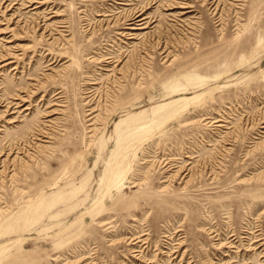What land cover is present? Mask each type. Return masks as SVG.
<instances>
[{
    "label": "rangeland",
    "instance_id": "374dc122",
    "mask_svg": "<svg viewBox=\"0 0 264 264\" xmlns=\"http://www.w3.org/2000/svg\"><path fill=\"white\" fill-rule=\"evenodd\" d=\"M113 1L53 0L74 44L64 48L40 42L43 31L29 28L22 6L0 12L4 23L15 16L11 27L18 30L7 35L14 34L15 46H35L22 51L17 75L9 69L0 79V97L17 94L27 71L51 74L42 65L45 50L61 61L56 81L30 98L33 111L12 125L0 109V145L40 123L51 136L0 176V264H143L133 248L151 264H264V248L249 247L255 235L264 239V0L236 7L222 0V26L198 0L186 25L161 20L171 12L156 4L153 39L170 26L165 35L175 59L156 54L143 80L114 89L105 76L92 134L82 99L86 73L95 69L87 59L120 37L101 31L88 42L84 14L95 22ZM13 2L0 0L4 7ZM58 104L63 114L47 118ZM220 119L226 129L216 128ZM171 160L190 169L185 179L189 171L167 179L163 164ZM232 240L239 250L229 259L217 244ZM167 243L182 244L180 253L163 257Z\"/></svg>",
    "mask_w": 264,
    "mask_h": 264
},
{
    "label": "bare ground",
    "instance_id": "6f19581e",
    "mask_svg": "<svg viewBox=\"0 0 264 264\" xmlns=\"http://www.w3.org/2000/svg\"><path fill=\"white\" fill-rule=\"evenodd\" d=\"M88 1L90 0H83V2ZM137 1L138 0H115L113 1L114 6L110 4L106 7L104 6V9L99 12L101 14H97L99 20H96L95 18V22L88 20L87 15L84 14L85 31L87 34H91L88 42L94 39V35L100 33L101 31L112 30L115 32L116 36L120 37V39H116L117 42H120L119 44L116 41H112L113 44H107L108 48H105V50L100 49V52H96L95 55L90 56L87 59L91 63L95 64V69L86 73V80L82 93L84 112L86 113L85 117H87V122L90 123L88 125L89 133H96L95 126H97L100 122L99 105L102 98L101 89L105 83V76L113 77L112 83L109 82L110 84L107 83V85L111 87L110 89H114L115 87H120L121 83L127 79L133 81L135 80V82H137V80H143L145 75L150 72L149 69L151 68V60L156 59V54L162 56L166 63L171 59H175L174 53L170 50L172 42L165 35V33L171 28L170 26L160 29L158 32L159 36L153 39V34L156 33V29L158 27L155 24L158 23L157 18L160 16L153 14L152 10L154 6L159 3L158 7H161L163 11L171 12L169 14L167 13V16L162 15L160 18L161 20L166 19L169 22H181L184 25H186L185 17L193 14V12L197 9V7L191 3L192 0H147L143 6L136 8ZM232 1L235 7L236 3L240 2L239 0ZM198 2L201 3V6L208 7V11L211 15L218 17V26H222V24H224L223 10L221 9L223 6L222 0H198ZM52 3L53 0H14L12 4L6 7H4V3H1L0 12L7 16L8 13L12 12L16 6L20 5L23 10H28L25 14L29 15V28L34 29L37 32L43 31L40 34V42H45L54 48L59 46L64 48L68 44L72 47L74 46V44H72L73 41L70 39L68 40V38H70V30L67 25L68 22L62 21L61 18L64 16L63 13L54 11V7L56 8L58 5L50 7ZM48 10L49 12H46ZM14 17V15L10 18L8 17L9 19L3 17L5 18L4 20L6 23L0 20V36L3 37L1 38L3 44L0 47V79L2 78L3 80L7 76L6 72L9 69H11L10 74H18V70L20 69L18 62L22 60L21 56L24 55L22 51L33 50L35 47L15 46L17 45L15 44L17 41L14 34L12 36H7L16 30L11 27L14 23ZM98 22H111L112 25L103 26L104 28L98 31L94 29V24ZM220 32L222 33L223 31L221 30ZM128 48H130L131 51L128 52ZM45 51L48 53H44L41 57L43 60L42 65L46 64L43 68L47 67V70L51 71V74L40 73V77H38L29 75L30 72L27 71L26 76L19 79L20 84L24 87L18 90L17 94H8L5 97H0V109H3V111H1V117L2 120L8 119V124H16V122H19L22 114L33 111L34 105L32 104L30 98H34L39 95V92L48 86V82L50 80L52 82L56 81V73L54 71L56 68L55 65H59L61 61L58 58L57 52H54L53 50ZM2 91L3 89L0 88V93ZM62 93L63 92L60 91L55 94V96H57V101L64 98V96H61ZM53 106L58 107H50L49 111L46 112L47 118L63 114L61 108H65L64 105L58 104ZM262 121L263 126L260 129L264 135V115L262 117ZM50 123H53V121H47V124ZM214 123H216V128H227L225 125L226 121L223 119L216 120ZM216 130L219 131V129ZM1 133H3L2 128H0V134ZM50 137L51 136L49 135L47 129L40 123L34 127L33 130H28L27 134L22 136V138L0 145V168L2 169L0 171V176L7 172L10 167H15L16 163L19 162L18 156H32L30 151L37 149L39 142H44L43 139ZM163 169L165 170V173L169 174L167 179L174 178L178 174L181 177L182 174L189 171L186 173V176L184 177L185 179L191 172L190 169L177 167L172 160L170 162H165L163 164ZM174 170H176L175 174L171 175L170 173L174 172ZM216 237L217 236L215 235L214 238ZM245 238H249V236H246ZM253 240L254 243L249 245V247L253 246L256 250L264 248V239L260 234L255 235ZM138 243H141V241H137L134 246ZM181 245L182 244H178V247L172 249L170 248V244L167 243V245L162 248V252L160 254H162L163 257L167 256L172 258L180 253ZM217 246H223L225 248V255L223 256H226L229 259H231V254L233 253L232 250H236L237 252L239 250V246L234 240L225 244L218 243ZM133 252L136 254L137 258L143 259V264H151L145 257H143L144 253L142 251L133 248ZM261 253L264 254V249ZM184 257L185 254L182 255L181 261ZM230 262L231 261L229 260L222 264H233Z\"/></svg>",
    "mask_w": 264,
    "mask_h": 264
}]
</instances>
